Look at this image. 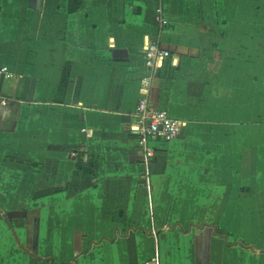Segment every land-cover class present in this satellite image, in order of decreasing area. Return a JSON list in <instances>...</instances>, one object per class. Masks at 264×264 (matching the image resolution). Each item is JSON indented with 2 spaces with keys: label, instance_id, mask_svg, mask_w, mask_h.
<instances>
[{
  "label": "crops",
  "instance_id": "obj_1",
  "mask_svg": "<svg viewBox=\"0 0 264 264\" xmlns=\"http://www.w3.org/2000/svg\"><path fill=\"white\" fill-rule=\"evenodd\" d=\"M154 260L264 264V0H0V264Z\"/></svg>",
  "mask_w": 264,
  "mask_h": 264
},
{
  "label": "built area",
  "instance_id": "obj_2",
  "mask_svg": "<svg viewBox=\"0 0 264 264\" xmlns=\"http://www.w3.org/2000/svg\"><path fill=\"white\" fill-rule=\"evenodd\" d=\"M159 12H161L159 10ZM166 22L162 21L164 25ZM170 51L157 43L147 42L144 46V62L149 69H160L171 59ZM11 76L7 68L1 70ZM183 121L171 117L166 111L154 107L147 96L140 97L136 109L130 115L128 129L135 139L144 162L151 163L157 155L158 143H167L179 138L184 131ZM75 155V153H74ZM156 260L146 264H154Z\"/></svg>",
  "mask_w": 264,
  "mask_h": 264
},
{
  "label": "trees",
  "instance_id": "obj_3",
  "mask_svg": "<svg viewBox=\"0 0 264 264\" xmlns=\"http://www.w3.org/2000/svg\"><path fill=\"white\" fill-rule=\"evenodd\" d=\"M90 171H92V167H90Z\"/></svg>",
  "mask_w": 264,
  "mask_h": 264
}]
</instances>
